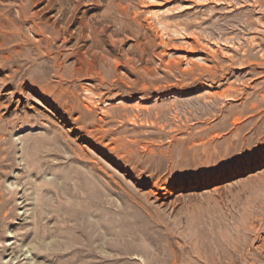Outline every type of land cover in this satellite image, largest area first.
<instances>
[{"label":"rangeland","instance_id":"374dc122","mask_svg":"<svg viewBox=\"0 0 264 264\" xmlns=\"http://www.w3.org/2000/svg\"><path fill=\"white\" fill-rule=\"evenodd\" d=\"M0 264H264V0H0Z\"/></svg>","mask_w":264,"mask_h":264}]
</instances>
